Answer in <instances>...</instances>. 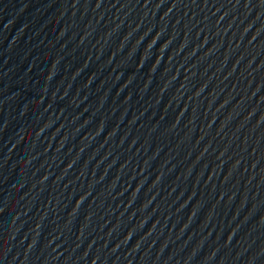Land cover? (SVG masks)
I'll return each mask as SVG.
<instances>
[{"label":"water","instance_id":"95a60500","mask_svg":"<svg viewBox=\"0 0 264 264\" xmlns=\"http://www.w3.org/2000/svg\"><path fill=\"white\" fill-rule=\"evenodd\" d=\"M0 264H264V0H0Z\"/></svg>","mask_w":264,"mask_h":264}]
</instances>
